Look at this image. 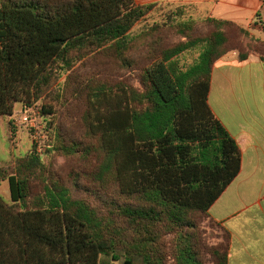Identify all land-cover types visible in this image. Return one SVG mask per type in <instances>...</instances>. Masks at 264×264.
<instances>
[{
    "label": "trees",
    "instance_id": "obj_1",
    "mask_svg": "<svg viewBox=\"0 0 264 264\" xmlns=\"http://www.w3.org/2000/svg\"><path fill=\"white\" fill-rule=\"evenodd\" d=\"M154 10L158 18L133 34ZM198 49L194 64L182 62ZM231 52L241 62L264 60V41L172 3L0 0V116L40 103L50 138L48 164L34 146L0 170L11 198L0 196V264H204L195 220L221 229L209 211L241 167L236 141L208 102L213 67ZM108 62H135L142 89L81 82L74 104L94 143H69L59 82ZM55 153L93 154L99 164L87 177L97 189L85 176L59 177ZM222 232L224 245L209 249L215 264H228L230 235Z\"/></svg>",
    "mask_w": 264,
    "mask_h": 264
},
{
    "label": "crops",
    "instance_id": "obj_2",
    "mask_svg": "<svg viewBox=\"0 0 264 264\" xmlns=\"http://www.w3.org/2000/svg\"><path fill=\"white\" fill-rule=\"evenodd\" d=\"M137 1L188 7L198 18L233 22L264 41V0ZM208 102L241 152L239 174L210 217L230 235L228 264H264V60L224 56L213 67Z\"/></svg>",
    "mask_w": 264,
    "mask_h": 264
},
{
    "label": "rangeland",
    "instance_id": "obj_3",
    "mask_svg": "<svg viewBox=\"0 0 264 264\" xmlns=\"http://www.w3.org/2000/svg\"><path fill=\"white\" fill-rule=\"evenodd\" d=\"M138 4V1L135 0ZM153 13V14H152ZM151 18H149L144 24L135 28L133 34L140 32L141 28H145L148 23H152L153 19H157L161 11L154 10ZM198 31H205V27L198 25ZM140 41L139 43H141ZM235 45V42H234ZM140 46V45H139ZM137 46V48H139ZM201 50L191 51L183 56L182 62L184 64L192 65L198 59ZM138 55V53L136 54ZM105 63L101 71H96L98 67L88 63L82 67L81 73L73 72L67 74L60 80L61 86L67 89V94L64 91V106L68 104L66 115L63 117V125L66 129L67 136L71 140L69 143L78 142L82 143L84 147H88L91 150V146L94 143L93 140L85 137V128L82 122V114L78 106L74 102V98L77 97L76 86L82 82H87L90 79H98L101 81H108L111 83L126 82L136 89H142V77L143 70L137 66L134 62L129 68L123 67L116 62ZM116 63V64H115ZM140 65L143 66L141 60ZM71 89H68L70 88ZM73 101V102H72ZM75 103V104H74ZM41 104L38 103L31 108H26L22 104H16L14 107L13 115L11 117L0 116V170L12 165L17 158L26 156L34 146H36L37 153L48 164L47 150L49 148V135H47V123L44 116L40 113ZM64 140V139H63ZM55 141V140H54ZM65 141V140H64ZM66 142V141H65ZM51 143V142H50ZM97 143L94 145L96 146ZM56 159H54L55 169L59 177L63 178H77V175L87 177V173H91L99 164V160L90 154H78L74 156H64L55 153ZM90 177V175H89ZM89 186L97 189L95 185L91 183V177ZM87 189V188H84ZM0 196L6 201L10 202L9 185L7 181L0 179ZM92 200V198H91ZM197 239L204 247L202 253V259L204 264H215L214 257L210 254L209 249L215 246L224 245L223 232L216 226L210 219L197 217L195 220ZM174 248L171 238L166 239L164 250L167 254H170ZM207 250V251H206ZM171 261H168L170 264Z\"/></svg>",
    "mask_w": 264,
    "mask_h": 264
}]
</instances>
